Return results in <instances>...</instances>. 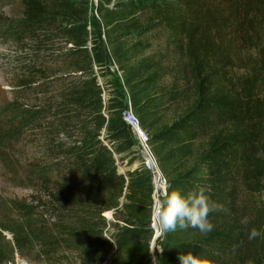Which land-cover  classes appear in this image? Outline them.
Returning a JSON list of instances; mask_svg holds the SVG:
<instances>
[{"label":"trees","instance_id":"trees-1","mask_svg":"<svg viewBox=\"0 0 264 264\" xmlns=\"http://www.w3.org/2000/svg\"><path fill=\"white\" fill-rule=\"evenodd\" d=\"M21 4L12 41L23 55L10 82L13 113L1 121L7 150L24 141L32 152L19 169L10 154L1 157L31 192L11 235L20 257L153 264L151 176L130 168L137 151L122 119L128 99L166 193L204 187L223 206L208 217L211 232L177 227L161 235L156 264H180L188 252L209 264H264V0H99V19L89 15V0ZM157 28L194 84L191 105L169 124L165 104L177 95L160 85L169 74L164 57L145 55L151 45L143 36ZM226 30L253 54L237 86L224 81ZM253 227L262 235L249 242Z\"/></svg>","mask_w":264,"mask_h":264},{"label":"rangeland","instance_id":"rangeland-1","mask_svg":"<svg viewBox=\"0 0 264 264\" xmlns=\"http://www.w3.org/2000/svg\"><path fill=\"white\" fill-rule=\"evenodd\" d=\"M89 8L93 10L95 7L91 5ZM89 15L99 19L92 11L89 12ZM22 18L23 6L21 0H0V264H31L20 257L11 241V235L16 225L22 221L23 211L25 212L28 209L25 210L22 204L30 205L28 196L31 192L27 187L28 182L25 175L22 173L16 175L13 168L8 169L1 160L2 155L10 154L11 165L19 169L18 162L26 161L32 153L30 146L24 141H12L10 152L5 147V143L1 142V129L3 128L1 121L4 119L5 114L13 113V106L10 104L14 99V91L10 86V82L14 79L16 62L23 55V52L15 49L12 41L16 34L17 25ZM143 39L151 45L150 49L145 51V55L159 53L160 57H164L162 64L169 74L160 81V85L169 94L175 93L177 95L176 99H169L165 104L163 122L169 124L181 117L191 105L194 97V84L186 79L185 74L180 73L183 61L167 48L166 33L163 29H155L144 35ZM129 41H132V39ZM223 43L225 47L230 46L228 52L231 56L230 66L223 70L227 77L224 81H230L225 84L232 83L237 86L248 75L249 61L253 58V54L242 49L237 38L229 30L225 31ZM112 69H115L114 65ZM115 76L119 77L116 71ZM136 151L137 160L130 167L131 169L138 166L142 160L138 148H136ZM124 170V167H119L120 172ZM260 197L264 201V191ZM153 247L155 249V245Z\"/></svg>","mask_w":264,"mask_h":264},{"label":"clouds","instance_id":"clouds-1","mask_svg":"<svg viewBox=\"0 0 264 264\" xmlns=\"http://www.w3.org/2000/svg\"><path fill=\"white\" fill-rule=\"evenodd\" d=\"M204 187H197L181 194L178 190L162 194L163 198L158 199L152 206V223L157 234L165 235L173 232L179 227L182 230L189 228L196 229L202 234L213 230L214 225L209 220L213 212L222 211L223 206L212 201ZM249 242L260 237L261 231L255 227L245 233ZM163 252V249H159ZM155 257L153 258L154 264ZM180 264H209L192 252L178 255Z\"/></svg>","mask_w":264,"mask_h":264},{"label":"built area","instance_id":"built-area-1","mask_svg":"<svg viewBox=\"0 0 264 264\" xmlns=\"http://www.w3.org/2000/svg\"><path fill=\"white\" fill-rule=\"evenodd\" d=\"M99 0H89L90 6L93 5L95 8L90 11L98 18L97 15V5H98ZM114 2V0H113ZM104 39V36H102ZM116 69V68H115ZM111 70L114 71V69ZM126 108L122 112V119L124 122L129 126L131 133L133 135V138L135 140V145L136 148L140 151L142 155V160L140 161V164L145 170H147L150 173L151 176V184H152V204H151V216H150V228L152 230V238L151 242L155 241L161 236L157 234L155 228L153 227L152 223V206L153 204L158 200L162 199L163 196L162 194L166 193L167 189V179L164 176V174L161 172L158 163L156 161V158L153 154V152L150 149L149 146V137L147 132L140 126L139 121L137 117L134 115L133 110L131 108V104L129 100L127 99L126 102ZM158 176L159 182H158V187L156 188L155 186V176ZM155 245V244H154ZM154 248V247H153ZM157 252L159 251V247H155ZM154 249V250H155Z\"/></svg>","mask_w":264,"mask_h":264},{"label":"water","instance_id":"water-1","mask_svg":"<svg viewBox=\"0 0 264 264\" xmlns=\"http://www.w3.org/2000/svg\"><path fill=\"white\" fill-rule=\"evenodd\" d=\"M154 244L155 241L150 242V253L152 255V259L154 258V248H153ZM154 264H156L155 260H154Z\"/></svg>","mask_w":264,"mask_h":264},{"label":"bare ground","instance_id":"bare-ground-1","mask_svg":"<svg viewBox=\"0 0 264 264\" xmlns=\"http://www.w3.org/2000/svg\"><path fill=\"white\" fill-rule=\"evenodd\" d=\"M156 177L158 178V176H157V175L155 176V178H156ZM157 178L155 179V186H156V188L158 187V182H159V181H158V180H159V178H158V179H157ZM108 215H109V213H108Z\"/></svg>","mask_w":264,"mask_h":264}]
</instances>
